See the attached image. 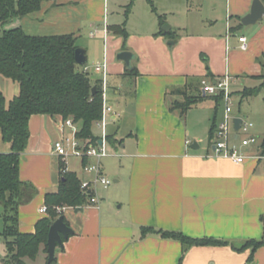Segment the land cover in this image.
Instances as JSON below:
<instances>
[{
  "label": "crops",
  "instance_id": "crops-1",
  "mask_svg": "<svg viewBox=\"0 0 264 264\" xmlns=\"http://www.w3.org/2000/svg\"><path fill=\"white\" fill-rule=\"evenodd\" d=\"M130 2L47 1L38 12L5 26L21 27L35 36L73 34L77 46L87 51L88 62L94 55L98 78L92 85L102 88L104 69L107 72V98L113 108L107 131L120 143L113 147L119 150L117 155L108 144L111 155L106 158L116 155L121 159L104 158L101 167L105 176L114 178V185L98 187V204L62 209L74 234L64 239L63 247H57L53 264H179L182 244L155 234L143 237L145 227L191 238H216L235 247L264 240V160L240 164L213 154L211 129L223 121L224 104L216 108L213 99H206L184 115L170 109L174 100H183L173 91L183 89L190 78L209 80L211 73L216 80L228 75L233 78L232 95L239 104L232 115L230 142L239 143L243 136L234 124L241 119L253 124L247 135L258 140L249 153L262 151L264 92L254 97L241 93L261 84L257 77L263 73L259 59L264 55V17L244 26L241 19L250 13L254 0H226V16L219 29H215L216 21L210 26L214 28L203 29L206 22L190 20L160 35L167 14L158 12L165 17L163 26L158 19V26L150 32L127 31L125 40L116 31L125 21L108 13L113 3L122 8ZM185 5L192 8L189 0ZM190 27L195 30L190 32ZM83 36H87L84 46L78 44ZM242 36L248 39L247 51L241 49ZM123 51L134 56L132 73L117 58ZM98 65L101 71L96 70ZM61 121V117L48 115H35L29 121L30 138L19 166L21 180L32 190L19 207L23 234L35 233L37 223L48 216L40 212L47 207L46 195L59 190L65 164L53 153V144L63 135ZM122 129L125 138L118 137ZM65 133H69L67 127ZM10 151V144L0 137V154ZM243 152L248 153L247 149ZM72 162L76 169L71 168ZM66 167L80 179L87 178L81 161L71 159ZM3 215L0 202V233L5 226ZM251 256L250 264H264V246L254 253L250 248L237 252L231 246L194 247L186 252L182 264H246ZM47 259L42 246L37 258L25 259V264H47Z\"/></svg>",
  "mask_w": 264,
  "mask_h": 264
},
{
  "label": "trees",
  "instance_id": "trees-1",
  "mask_svg": "<svg viewBox=\"0 0 264 264\" xmlns=\"http://www.w3.org/2000/svg\"><path fill=\"white\" fill-rule=\"evenodd\" d=\"M54 0H0V75L19 85L20 91L9 102L0 91V131L11 151L0 154V202L4 205V229L0 236L6 240V264H25V259L35 260L44 246L47 252L48 234L51 225L62 214L58 209L77 208L90 204L89 195L80 190L81 179L75 172L62 173L59 190L46 195L45 204L48 216L40 220L33 234H23L19 229V207L31 194V187L20 177V157L26 150L30 138L29 121L35 115L72 118L79 128L78 137L89 144H96L99 138L93 133L95 123L102 118L103 98L101 86L91 83V77L84 67L75 60L78 48L73 34L35 36L27 34L21 27L5 29L14 20L38 12L42 4ZM151 10L158 16L160 25L165 17L158 14L153 0H147ZM264 3V0H262ZM135 0L127 6L128 18ZM241 25V24H240ZM125 40L129 34L126 22L116 29ZM167 32L161 30L160 35ZM173 32L169 34L172 35ZM263 73L257 77L260 86L245 88L243 97H254L264 92V55L259 59ZM134 69L128 70L132 73ZM208 78L214 81L212 74ZM202 78H190L183 89H176L173 95L183 96V100H174L171 111L184 115L193 106L206 99H213L218 108L222 104L221 96H203L200 86ZM217 125L212 126L211 139H214ZM107 142L111 147L120 143L115 135L109 134ZM264 153V141L261 145ZM64 165H62V169ZM143 237L149 234L178 241L183 246L182 264L188 250L194 247L231 246L237 252L251 249L252 253L264 246V240H251L241 247H235L228 241L216 238H191L180 232L165 231L152 227L143 228ZM252 256L246 264H250ZM53 264V263H52Z\"/></svg>",
  "mask_w": 264,
  "mask_h": 264
},
{
  "label": "built area",
  "instance_id": "built-area-1",
  "mask_svg": "<svg viewBox=\"0 0 264 264\" xmlns=\"http://www.w3.org/2000/svg\"><path fill=\"white\" fill-rule=\"evenodd\" d=\"M241 49L247 51L249 48L248 39L245 36L240 37ZM105 68V67H104ZM84 70L88 71L84 66ZM97 71L102 70V66H96ZM104 76L102 79V98H103V112L102 118L95 123L101 130V135L96 144H89L87 141L78 137L79 128L75 124L72 118L62 119L61 130L62 137L56 140L53 144V153L57 155L63 162L64 168L62 173L68 172L66 167L67 161L71 159L79 160L82 162L83 173L87 176L85 179H81L80 190L83 194L89 195L90 204L95 205L99 203V199L96 197V192L99 186L108 188L111 185V180L105 176L102 172L101 160L110 156L108 149V117L113 114V108L108 104V83L107 72L104 69ZM233 78L225 76L220 79H216L214 82L208 79L201 81L200 90L205 96H221L222 103L224 104V119L220 122L215 130V136L213 141V154L216 157L225 158L236 163H244L247 160H264L263 151L249 153L250 147L256 146L258 140L255 137L248 136L247 134L253 127L250 122H242V125L237 132L239 135V143L232 144L230 142L233 126V111L234 102L231 90V83ZM69 129V133H65V128ZM101 143V144H100ZM190 142H188L189 144ZM247 149L248 153L243 151ZM47 207L40 210L41 213H47ZM58 213H62V209L57 210Z\"/></svg>",
  "mask_w": 264,
  "mask_h": 264
},
{
  "label": "rangeland",
  "instance_id": "rangeland-1",
  "mask_svg": "<svg viewBox=\"0 0 264 264\" xmlns=\"http://www.w3.org/2000/svg\"><path fill=\"white\" fill-rule=\"evenodd\" d=\"M185 1V2H184ZM190 5L192 8H185L186 0H155L154 4L159 13H166V20L167 23L165 25H168L170 27H173L175 30L178 29V24H181L183 22H188L190 20L196 21H203L206 22V24L203 25V29H205L207 26V29L214 28L210 27L211 23L217 22L216 28L219 29L223 27V23L226 16V0H189ZM130 3H127L129 5ZM127 5L124 7H116L113 3L111 5V8L109 10V13L111 17L115 20H124L126 22V28L127 31L130 32H150L154 28L158 26V17L155 13L152 12L151 7L147 0H135L134 5L131 9V13L129 14L128 18L126 17V10ZM177 26V27H176ZM164 27V26H163ZM197 29V28H196ZM200 29V30H203ZM0 30H2V26L0 25ZM194 28L189 29L190 32L194 31ZM198 30V29H197ZM247 31V30H244ZM87 36H83L82 39L78 40L79 45H86ZM93 54L90 57L89 62L87 63V68L89 70V74L91 77V81L93 85H96L97 81V72H95V65L93 64ZM82 67V66H80ZM19 91V85L12 80L0 75V91L3 92L4 96L6 97L7 101L9 102L14 98V96H17L19 92L14 93L15 91ZM234 109L238 110L239 104L237 101V98L234 97ZM223 106V105H222ZM243 106V105H242ZM221 112V107L218 110ZM109 117H108V123H109ZM111 125V124H110ZM110 125L108 124V130ZM122 129L120 135L118 137L125 138V132ZM93 133L96 136L101 135V130L97 127H93ZM0 137L2 139V134L0 131ZM206 142H208L206 140ZM202 144H204L202 142ZM111 153L118 154L115 148L110 147ZM111 156L109 158L104 159L103 161H120L121 158L118 156ZM72 161H75L72 159ZM71 168L76 169V165H74V162L71 163ZM111 180V188L114 185V178L110 177ZM2 218L0 216V225H2ZM2 228V227H1ZM6 240L0 236V264H6V258H7V246H6ZM32 262H28V264H31Z\"/></svg>",
  "mask_w": 264,
  "mask_h": 264
},
{
  "label": "water",
  "instance_id": "water-1",
  "mask_svg": "<svg viewBox=\"0 0 264 264\" xmlns=\"http://www.w3.org/2000/svg\"><path fill=\"white\" fill-rule=\"evenodd\" d=\"M264 17V4L261 0H254L251 11L248 15L241 19V23L244 26L255 25L257 22L262 20ZM165 32L170 30V26L166 25L163 27ZM117 58L124 61L129 70L132 69L131 62L134 58L133 54L128 51L120 52ZM75 60L79 66H86L88 63L87 51L83 48H77L75 51ZM97 91V88H93V93ZM241 119H235V131L238 132L241 125ZM101 144V143H100ZM197 149V147H196ZM74 234V230L67 224L65 217L61 215L50 227L47 241V264H52L56 261V250L57 247H63L64 239H68L70 235Z\"/></svg>",
  "mask_w": 264,
  "mask_h": 264
}]
</instances>
